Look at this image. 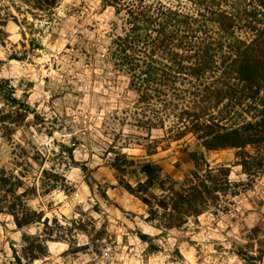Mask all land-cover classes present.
Segmentation results:
<instances>
[{
    "label": "rangeland",
    "instance_id": "rangeland-1",
    "mask_svg": "<svg viewBox=\"0 0 264 264\" xmlns=\"http://www.w3.org/2000/svg\"><path fill=\"white\" fill-rule=\"evenodd\" d=\"M108 2L58 0L46 23L19 1L0 0V81L16 100L10 107L0 96V170L22 174L30 189L26 203L42 212L39 222L20 230L0 213V264H14L21 232L41 231L52 233L48 254L31 264H248L247 256L264 246V176L248 177L233 165L234 150L204 152L209 166L229 167L230 181L243 184L230 210L172 230L147 219L146 207L106 162L103 126L121 90L101 76L99 65L117 21ZM186 144L195 149L186 136L144 158L177 179L192 168ZM123 152L143 156L137 148ZM52 174L64 181L47 191Z\"/></svg>",
    "mask_w": 264,
    "mask_h": 264
},
{
    "label": "trees",
    "instance_id": "trees-1",
    "mask_svg": "<svg viewBox=\"0 0 264 264\" xmlns=\"http://www.w3.org/2000/svg\"><path fill=\"white\" fill-rule=\"evenodd\" d=\"M17 1L33 19L46 23L58 2ZM108 3L117 21L99 65L101 76L121 90L103 126L109 136L101 142L109 156L106 162L124 189L146 207L147 219L163 230L230 210L231 198L243 184L230 181L229 167L209 166L204 152L234 150L233 165L248 177L264 176V0ZM90 61L95 63V58L89 56ZM5 90L9 88L0 81L1 98L15 106ZM186 136L194 140L195 149L187 151L186 144L192 168L180 178L165 175L158 163L144 158ZM129 148L143 156L136 160L123 152ZM42 175L49 173L42 170ZM52 175L55 181L47 191L64 181ZM22 177L0 170V213L10 215L18 230L42 219V212L24 199L30 189ZM251 231L256 236L260 232ZM51 238L50 231L21 232L19 248L12 250L14 264L43 259ZM258 254L247 256L248 264L262 260L264 246Z\"/></svg>",
    "mask_w": 264,
    "mask_h": 264
}]
</instances>
